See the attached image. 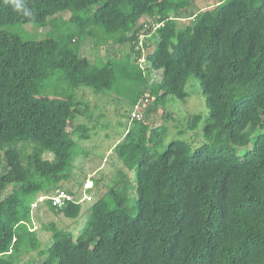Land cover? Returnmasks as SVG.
<instances>
[{"label":"trees","instance_id":"obj_1","mask_svg":"<svg viewBox=\"0 0 264 264\" xmlns=\"http://www.w3.org/2000/svg\"><path fill=\"white\" fill-rule=\"evenodd\" d=\"M196 1L27 0L32 20L0 0V264H264V0H218L180 26L177 15ZM26 24L50 31L24 39L4 28ZM87 38L97 48L130 44V53L91 60L81 55ZM192 77L208 117L177 123L170 139L169 121L153 114L170 98L186 101ZM84 88L132 108L151 97L113 147L135 178L99 195L80 233L43 225L53 239L43 249L35 208L76 221L82 213L84 199L64 183L91 138L77 123ZM60 190L75 201L55 207L48 198Z\"/></svg>","mask_w":264,"mask_h":264},{"label":"rangeland","instance_id":"obj_2","mask_svg":"<svg viewBox=\"0 0 264 264\" xmlns=\"http://www.w3.org/2000/svg\"><path fill=\"white\" fill-rule=\"evenodd\" d=\"M217 1H196L188 12L177 15L180 26L189 24L191 22V15L200 10L212 7ZM63 17L64 19H69L70 14L65 13ZM4 28L10 32L22 35L24 39H42L45 37L44 34L50 31V27L36 31V26H33V24L14 25ZM153 42L155 43V41ZM152 50L153 47L145 49L144 54H149ZM128 53H130V44L97 48L93 46L91 38H87L85 45L81 48V55L91 60L100 58L106 61L109 57H114L115 54L124 55ZM132 58L134 57L132 56ZM140 65L147 68L149 63L140 61ZM161 77L162 71H156L152 73L150 82L157 83L161 80ZM187 91L189 92V97L186 101L170 98L164 107L165 112L163 107H161L158 112L153 114L152 118L155 119L157 124L169 121L167 125L170 127V139L177 137L178 131L180 130L174 127L177 123L182 128V125L186 123L190 116L200 115L202 116L200 126H202L208 117L209 111L206 106L205 97L202 95L200 83L195 77L190 78L188 81ZM75 101L82 105L81 114L77 119V123L85 124L90 128L91 138L87 141L82 140L79 142V148L85 150L86 154H78L76 165L80 167V170L78 169L79 171L73 174V184L65 182L64 187L73 190L75 186L74 194H76L77 199H84L83 209L80 217L76 221L65 218L63 215L57 213L53 214L44 203H42L44 205L41 207L35 208L32 213V231L40 237L43 242V249H46V247L53 243L52 233H46L43 230V225H49L51 222H55L59 229L74 230L80 233L88 218L87 209H89L90 205L95 202L99 195L105 193L115 184H118L119 187H125V184L132 182L135 178L133 172L128 171L123 166L113 151V147L123 138L127 129L133 123L131 119V112L133 110L131 104L123 96H118L117 94H98L91 89L85 88L78 91ZM153 106L154 103H152L150 108ZM162 111L167 114L163 115ZM166 115L173 116V120L162 121V116ZM175 117L179 121H174ZM2 170L3 167L0 165V172ZM120 171L126 173V179H123L119 175ZM89 179L97 181L95 187L92 186L93 184L89 182ZM83 182L84 186H82ZM92 187L94 192L89 193L86 191V189ZM130 195L132 199H135V186L130 191ZM40 196V200L47 198L43 194H40ZM35 254L36 252L31 253L27 257H33Z\"/></svg>","mask_w":264,"mask_h":264},{"label":"built area","instance_id":"obj_3","mask_svg":"<svg viewBox=\"0 0 264 264\" xmlns=\"http://www.w3.org/2000/svg\"><path fill=\"white\" fill-rule=\"evenodd\" d=\"M154 30H156L159 26L158 25H153ZM145 28H150L149 25H145ZM144 36H142L143 38ZM145 52V51H144ZM141 62L147 63V58L146 54L143 55V57L139 60V64ZM152 99L148 95L143 97L134 107L131 113V119L132 121H140L143 119L147 108L149 104L151 103ZM44 198V197H43ZM45 199V198H44ZM55 207L62 208L66 205L67 202H74V197L68 194L67 192L60 190L55 193L52 197H49ZM43 200V199H42Z\"/></svg>","mask_w":264,"mask_h":264},{"label":"clouds","instance_id":"obj_4","mask_svg":"<svg viewBox=\"0 0 264 264\" xmlns=\"http://www.w3.org/2000/svg\"><path fill=\"white\" fill-rule=\"evenodd\" d=\"M5 2L11 6L13 12L20 16L32 20L35 19L34 12L28 6L27 0H5Z\"/></svg>","mask_w":264,"mask_h":264},{"label":"crops","instance_id":"obj_5","mask_svg":"<svg viewBox=\"0 0 264 264\" xmlns=\"http://www.w3.org/2000/svg\"><path fill=\"white\" fill-rule=\"evenodd\" d=\"M91 183V181H89ZM92 184V183H91Z\"/></svg>","mask_w":264,"mask_h":264}]
</instances>
